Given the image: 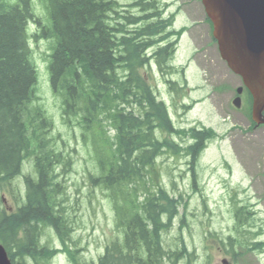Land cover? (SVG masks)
<instances>
[{"label":"trees","instance_id":"16d2710c","mask_svg":"<svg viewBox=\"0 0 264 264\" xmlns=\"http://www.w3.org/2000/svg\"><path fill=\"white\" fill-rule=\"evenodd\" d=\"M133 2L140 15H123L117 0H45L52 21L48 29L29 0L15 6L0 0V187L22 176L27 161L35 171V176L24 175L26 193L16 213L0 214V239L15 264H50L58 250L42 243L45 229L55 232L73 264H87L77 259L81 249L70 244L75 228L60 177L73 171L74 158L65 140L59 143L50 135L54 122L39 103L38 69L27 36L30 20L42 28V38L56 39L49 61L54 96L64 123L74 131V125L80 128L83 142L92 148L98 174H91V182L109 193L123 230L97 264L187 260L186 247L167 249L163 238L174 226L179 200L162 187L150 191L158 157L179 148L175 139L161 136L194 139L186 148L194 164L215 133L176 127L142 73L151 60L163 73L171 69L168 60L186 28L172 29L174 18L163 16L158 0ZM250 236L229 240V254L244 245L260 250L264 243L251 242ZM189 255V264L194 263L196 257Z\"/></svg>","mask_w":264,"mask_h":264},{"label":"rangeland","instance_id":"374dc122","mask_svg":"<svg viewBox=\"0 0 264 264\" xmlns=\"http://www.w3.org/2000/svg\"><path fill=\"white\" fill-rule=\"evenodd\" d=\"M158 1L163 16L174 18L171 28H186V31L178 40L173 58L168 60L171 69L163 73L151 60L142 73L158 100L167 105L176 127L190 129L189 132L194 127L210 128L215 133L214 138L204 143L192 165V157L186 151L190 138H176L175 133L161 136L171 142L175 139L179 146L158 157L155 180L150 188L154 192L162 187L179 200L174 208L177 215L174 226L163 233L164 244L167 249L186 247L185 252L196 257L191 264H223L225 260L228 264H264V245L255 251L248 250L246 245L238 246L235 256L227 251L230 235L242 238L243 233L252 234L244 232L249 228L241 227L236 215L249 217L252 223L256 221L254 231L264 234V124L255 126L251 122L250 99L245 93L242 107L233 105L236 88L242 81L223 61L212 39L201 0ZM117 2L123 15L141 14L133 0ZM16 3L18 0H9V4ZM32 8L45 27L51 29L45 0H34ZM131 26V29L136 27ZM27 32L38 69L39 103L54 122L50 135H55L59 143L65 140L66 151L74 158L73 171L60 177L66 186V211L75 228L70 244L72 248L81 249L77 257L81 263L97 264L105 248L121 238L123 230L117 225L109 193L91 182V174H98L92 148L83 142L79 130L76 134L64 123L60 102L54 96L49 61L56 39L33 38L42 32L34 21L29 23ZM107 130L114 135L109 126ZM24 175L35 176L31 161L25 163L22 176L0 187V197L3 194L7 203H3L6 212L14 213L22 204L19 198L26 193ZM44 231L42 243L60 251L50 264H73L55 232L52 229ZM250 241L264 242V235L256 239L250 236ZM189 254L187 260L176 264H189L188 259H192Z\"/></svg>","mask_w":264,"mask_h":264},{"label":"water","instance_id":"95a60500","mask_svg":"<svg viewBox=\"0 0 264 264\" xmlns=\"http://www.w3.org/2000/svg\"><path fill=\"white\" fill-rule=\"evenodd\" d=\"M222 58L253 96L252 116L264 123V0H202ZM243 87L238 88L241 95ZM241 106V97L234 100ZM0 264H12L0 245Z\"/></svg>","mask_w":264,"mask_h":264},{"label":"flooded vegetation","instance_id":"af4514ba","mask_svg":"<svg viewBox=\"0 0 264 264\" xmlns=\"http://www.w3.org/2000/svg\"><path fill=\"white\" fill-rule=\"evenodd\" d=\"M2 198L5 200V202H6V199H5V196H2ZM7 204V203H6ZM2 211H3V213L4 214H6V215H10L9 214V212H6L5 210H1L0 209V214L2 213ZM1 218V217H0ZM236 219H237V215H236ZM254 226V225H253ZM250 232H252V231H254V229L252 228V227H250L249 229H248ZM251 236H252V234H250ZM264 234L262 233V234H259V235H257V237H261V236H263Z\"/></svg>","mask_w":264,"mask_h":264}]
</instances>
